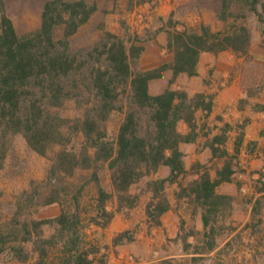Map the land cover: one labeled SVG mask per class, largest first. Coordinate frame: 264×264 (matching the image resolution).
Wrapping results in <instances>:
<instances>
[{"label": "trees", "instance_id": "obj_1", "mask_svg": "<svg viewBox=\"0 0 264 264\" xmlns=\"http://www.w3.org/2000/svg\"><path fill=\"white\" fill-rule=\"evenodd\" d=\"M259 1L246 3L263 24L264 34V2ZM227 3L223 0L222 20ZM96 11L97 6L85 0H48L39 28L18 34L5 14L4 0H0V170L15 136L49 159L45 177L32 180L29 189L17 197L9 219L0 222V255L17 264H107L101 246L89 239L87 230H104L117 213L135 208L143 194L148 196L144 208L147 223L160 227L162 216L170 210L165 192L169 185H176L177 201H185L193 213L200 212L201 245L196 244L194 253L206 254L216 246V235L223 228L219 223L232 201L215 188L231 180L247 119L237 125L240 133L233 154L225 148L228 123L208 138L210 160L221 161L214 168V178L206 165L199 163L188 171L180 145L194 143L204 130L205 121L198 125L196 114L200 111L207 119L213 95L199 92L190 97L171 85L179 74L198 75L202 53L229 50L238 57L247 55L250 31L232 25L224 32H214L203 23L198 30L174 29L168 32L165 45L171 61L134 70L130 61L139 58L143 47H128L110 32H104L90 51L70 49V37ZM166 71L171 72L168 87L151 94L149 82ZM253 94L251 89L247 91L248 97ZM69 101L76 110L70 117L61 113ZM246 102L240 100L239 107ZM253 110L264 111V105L255 103ZM115 112L123 118L116 133L110 135L107 123ZM180 122L187 127L185 133L179 130ZM163 167L168 168V174L152 178ZM102 175L108 178L107 187ZM144 179L142 188L132 192L131 187ZM90 186L94 193L84 202ZM256 189L264 193V182ZM2 197L0 190V200ZM54 204L59 206L57 215L35 216L38 208ZM263 204L264 195L255 201L254 212ZM197 234L190 228L182 240ZM132 240L129 232L123 231L113 238L112 245Z\"/></svg>", "mask_w": 264, "mask_h": 264}, {"label": "rangeland", "instance_id": "obj_2", "mask_svg": "<svg viewBox=\"0 0 264 264\" xmlns=\"http://www.w3.org/2000/svg\"><path fill=\"white\" fill-rule=\"evenodd\" d=\"M48 0H4L5 14L12 21L14 28L18 34H25L35 31L39 28L41 12L45 2ZM75 1V0H69ZM88 4H95L97 11L91 16L89 21L82 25L78 31L70 37L69 45L72 51H82L83 53L90 51L92 47L101 39L104 32H110L117 35L124 41L126 46L134 44L135 46H145L147 49L150 45L156 47V58L159 61H165L168 57H172L166 48L168 32L176 30H198L200 25L207 24L210 28L219 22L222 27L220 30L211 28L214 32H224L233 26H246L257 31L264 38L263 24L258 21L257 17L249 10L246 0H227V12L225 20L219 18L223 6V0H85ZM259 2H264L260 0ZM256 7L261 9V5ZM162 49H165L162 52ZM143 52V51H142ZM142 54V53H141ZM140 54V55H141ZM148 61L140 56L137 60H131L130 65L134 70H141ZM253 65L249 70L258 72L256 77V85L254 90L264 91V67ZM251 68V69H250ZM262 74H259V71ZM262 75V76H261ZM166 77H162L158 83L151 84V91H158L164 87ZM175 88V86H172ZM64 116H73L76 114L75 105L72 101L66 103L64 109L61 110ZM123 115L115 112L109 118L107 123L108 132L114 135L121 123ZM201 124L202 118H197ZM228 119V118H226ZM231 120V119H230ZM209 126L211 119L208 120ZM184 127L179 124V130L183 131ZM232 136V135H231ZM229 138V143L232 138ZM264 148V141L260 145ZM259 147V148H260ZM247 150L250 152L256 150V145L249 144ZM254 153V152H253ZM242 165L238 164V159L234 163L235 178H239L242 174L244 161ZM49 165V159L41 157L31 151L20 136H15L12 139L11 149L3 169L0 170V190L3 192V197L0 200V222L7 221L14 210V204L17 197L22 191L29 189L32 180L41 181L46 174ZM163 174L161 169L157 175L152 178L160 177ZM260 179V183H261ZM102 183L105 187L108 186V178L102 175ZM145 183V179L131 187L132 192H138ZM259 183V184H260ZM94 193V188L90 186L83 198L84 202L91 200ZM171 194V188L166 189V195ZM248 196L246 191L242 192ZM247 199V198H246ZM148 200V196L143 194L138 205L130 210L123 211L112 220L111 226L114 229L123 228L127 224L129 235L132 236L133 246L132 253L128 251L132 257L129 261H151L152 264H161L157 262L160 258L166 255H174L170 259L171 264H199L209 262V264H255L252 259L254 253H259L260 248H264V219L262 215L252 216L246 225L242 221L234 223L221 221L219 224L223 227L218 230L216 235L217 245L220 246L216 252L210 256L203 258H195L190 255L193 248L185 249L184 243L180 237L171 232V237L167 236L170 232L171 222H188L185 228H188L189 222H192L191 214L192 207L183 204H173L177 211L176 215L170 213L168 215V225L163 229L154 230L150 228L147 221L144 219V206ZM249 200V199H247ZM245 204V202H244ZM59 213L57 204L40 207L36 211L39 218L53 217ZM191 214V218L188 215ZM167 217V216H166ZM180 218V219H179ZM184 218V219H183ZM194 222V219H193ZM226 222V223H225ZM109 225L106 230L90 228L87 230L89 239L98 244L103 249L102 252L106 255L103 247L107 246L110 232L112 231ZM175 228V226H174ZM172 231V230H171ZM227 240V241H226ZM225 241L227 242L225 245ZM191 244H196L194 239H190ZM185 256H179L181 254ZM195 258V260H194ZM108 258H106L107 260ZM157 262V263H156ZM0 264H17L10 262L5 257L0 255Z\"/></svg>", "mask_w": 264, "mask_h": 264}, {"label": "crops", "instance_id": "obj_3", "mask_svg": "<svg viewBox=\"0 0 264 264\" xmlns=\"http://www.w3.org/2000/svg\"><path fill=\"white\" fill-rule=\"evenodd\" d=\"M221 27L222 25L219 22H216L215 25L211 28L212 30H220ZM247 28L249 29L252 37V41L247 55L238 57L229 50L222 51L217 54L202 53L200 55L199 62L197 65L198 75L194 77H188L185 74H179L175 78L174 83L171 85V88L172 86H175V89L184 90L190 97L193 96L195 93L199 92L213 95L212 111L207 117V119H204L202 112L200 111H198L196 114L197 118H202L201 124L205 121L206 125L204 130L199 133V137L194 143H183L180 145V149L184 153V165L186 170L188 171L191 169V166L193 164L199 163L202 165H206L211 178H214V168L220 166L221 161H216L215 159L210 160L211 153L209 148L206 146L208 138L216 134L218 132L219 127L223 123H228L230 125V130L227 132L225 148L229 154H233L234 144L236 142L237 136L240 133L239 129L237 128V125L241 124L245 119H247V123L244 125V128L242 130L243 138L239 145L238 153L236 155V160H239L238 164L242 165L241 159H243L244 166H242V168L246 170L243 171L242 174H239V178H235L236 173L234 171L230 181L222 182L215 188L216 193L226 195L232 198V201L230 203V209L226 211V215L223 217L222 220H227L228 222L232 221V223H234L235 221H237V223L242 221L240 227L246 225L248 220L254 215H262L261 218L264 219V204L259 212H254L253 208L255 201L257 199H260L264 195V193L258 192L256 189L258 186H260V184L257 186L255 185L256 181H258L261 175L264 174V148L260 147V145L264 141V111L253 110V105L255 103H260L264 105V91L254 90V87L257 83L256 80L258 79V76L256 77L258 72H255L256 70L253 72V70L251 69L253 65H259L260 67H264V38L260 36L257 31L252 30L249 27ZM164 50L165 49H162V52ZM156 52V47L154 45H150L148 49L143 46V52L140 55V59L144 57L148 61V63L144 65L141 70L152 69L163 63L171 61L172 57H168V59L165 61H159L158 58H156ZM249 67H251V70L248 71ZM259 74H262V72L259 71ZM162 77H166L164 87L162 89H158V91H151V84L158 83L156 85H161V82L157 81H160ZM162 77L159 79L151 80L149 82V92L151 94H158L168 87V81L171 78V72L166 71ZM250 89L254 92V94L248 97L247 91ZM242 99H247V102L244 103L240 108L239 102ZM209 119H211L212 121L210 126L208 122ZM179 124H182L184 127L183 131H180L182 133H185L187 131L186 125L183 122H180ZM201 124H199L198 122V125ZM206 131L209 132L208 136L205 135ZM230 136L233 137L231 143L228 142ZM249 144L256 145V150L252 152L247 150L246 147ZM234 165L232 166L233 170ZM161 169L163 170V174L160 177H165L168 174V168L163 167ZM159 171L154 175H157ZM198 171L200 172L201 169H198ZM193 176L197 177L196 174H194ZM261 180H263L261 182H264V177H261ZM169 187L171 188V194L166 196L170 202V210H168L162 216L161 226H150L151 229H163L164 227H166V225H168V215L170 213L176 215L177 213V211L173 207L174 203L188 206L185 201H177L175 199L174 192L176 190V185H169L166 187V189H168ZM244 191L248 193V196L244 197V195L242 194V192ZM246 198L249 200H247ZM122 212L123 211L117 214H120ZM117 214L114 216V218L117 216ZM191 214H193L192 222H189L188 228H185L188 222H185L184 220L178 222V224L174 223L175 228L173 226V222H171L172 226L170 227L172 228L170 229L172 231L170 230V232L167 233V236L171 237V232L174 231V235L176 237L181 236L182 240L185 233H187V231L192 228L198 234L196 236H188L185 242L182 240L185 249L188 250L192 247L193 250L190 255L195 258H203L206 256H210L214 252H216L217 249L220 247L217 245L216 238V246L213 250L209 251L206 254L194 253L196 244L201 245L199 243V240L201 238L203 228L200 212L198 211L196 213H193L191 211ZM191 214H189L188 217L191 218ZM144 219L146 220L145 213ZM111 222L109 223L110 226L112 224ZM127 225L128 223L124 224L123 228H118L116 230L113 226H111L112 231L110 232L107 246L103 247L106 255L108 254V256H105V259L108 258L106 260L107 264H152L151 261H129V257L132 256L128 254V251L135 253V255L136 253L138 254V252L133 251V246L130 247V244H132L133 240L128 243H122L115 246L112 245V240L117 234L123 231H128V228H126ZM108 226L104 230H106ZM191 238L195 240L196 244H191ZM226 241L224 245L227 243ZM102 250L103 249L101 248V252ZM179 256H185V254L182 253ZM173 257L176 256L166 255L157 260V262L170 260ZM252 259L254 260L255 264H264V248H260L259 253H254L252 255ZM93 264L97 263L94 262ZM199 264H209V262H201Z\"/></svg>", "mask_w": 264, "mask_h": 264}]
</instances>
